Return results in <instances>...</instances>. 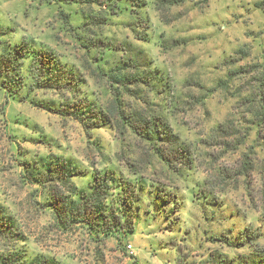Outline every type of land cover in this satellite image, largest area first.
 <instances>
[{
	"label": "rangeland",
	"instance_id": "374dc122",
	"mask_svg": "<svg viewBox=\"0 0 264 264\" xmlns=\"http://www.w3.org/2000/svg\"><path fill=\"white\" fill-rule=\"evenodd\" d=\"M143 3L132 5L141 19L133 23L122 15L104 32L133 45L141 73L155 76L151 86L139 87L134 98L124 95L122 103H137L145 114L162 112L189 149L191 166L174 171L148 143L120 127L106 126L87 137L79 123L0 89V204L17 220L30 251L62 264L236 263L250 250L239 247L245 229L259 233L257 243L264 247V123L256 126L251 112L252 103L264 98V0ZM59 10L73 26L93 11L54 0H0V24L12 29L3 39L33 40L65 56L86 79L85 89L105 102L111 97L108 85ZM130 22L134 33L126 26ZM34 98L58 99L41 90ZM48 155L69 158L85 171L74 179L78 187L115 167L133 189V230L127 233L123 223L112 236L89 235L80 226L57 230L21 166ZM119 193L111 189L108 196L117 207ZM4 246L0 240V249Z\"/></svg>",
	"mask_w": 264,
	"mask_h": 264
},
{
	"label": "trees",
	"instance_id": "16d2710c",
	"mask_svg": "<svg viewBox=\"0 0 264 264\" xmlns=\"http://www.w3.org/2000/svg\"><path fill=\"white\" fill-rule=\"evenodd\" d=\"M54 1L58 5L59 2L84 4L90 10L99 7L98 12H94V9L84 13L83 21L76 26L71 24V17L67 13L62 10L58 13L79 48L87 58L93 60L95 73L105 80L111 97L103 102L96 94L87 91L86 79L65 56L61 57L45 46L38 47L33 40L14 44L7 42L3 37L12 29L1 24L0 89L11 99L28 102L33 107L56 114L62 120L79 123L87 137H91L94 130L106 126L120 127L148 143L156 156L174 171L182 165L190 167L189 149L172 130L162 112L145 114L137 103H122L124 95L134 98L139 87L151 86L155 76L151 75L150 70L141 73L138 66L140 52L133 45L110 38L104 32L113 19L119 21L122 15L129 17L133 23L141 19L139 10L133 9L132 5L142 8L143 0H134L131 7L126 5L130 0ZM126 26L130 32H135L131 22ZM36 90L52 93L58 99L38 101L34 98ZM251 108L253 117L257 119L256 126H260L264 123V98L259 103H252ZM21 166L26 180L39 188L42 201L38 205L51 215L57 230L66 232L80 226L89 235L112 236L121 229V223L125 226L128 224L127 233L133 230L136 202L131 195L133 189L130 190L131 183H124L116 176L115 167L94 173L87 186L78 187L74 179L86 173L69 158L39 156L24 161ZM111 189L122 194L116 201L120 207L109 199ZM117 210L121 212L116 213ZM247 231H243L239 247L250 250L239 255V260L233 264H264V247L257 243L261 235ZM0 240H5L7 246L0 249V264H62L53 256L30 251L17 220L1 204Z\"/></svg>",
	"mask_w": 264,
	"mask_h": 264
},
{
	"label": "built area",
	"instance_id": "2783aa9c",
	"mask_svg": "<svg viewBox=\"0 0 264 264\" xmlns=\"http://www.w3.org/2000/svg\"><path fill=\"white\" fill-rule=\"evenodd\" d=\"M128 248L130 249L131 247L129 246Z\"/></svg>",
	"mask_w": 264,
	"mask_h": 264
}]
</instances>
